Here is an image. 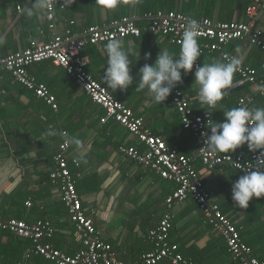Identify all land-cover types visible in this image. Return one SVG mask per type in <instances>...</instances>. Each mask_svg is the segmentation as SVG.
I'll list each match as a JSON object with an SVG mask.
<instances>
[{
  "label": "crops",
  "instance_id": "crops-1",
  "mask_svg": "<svg viewBox=\"0 0 264 264\" xmlns=\"http://www.w3.org/2000/svg\"><path fill=\"white\" fill-rule=\"evenodd\" d=\"M32 2L34 0H0V59L30 47L33 42H48L52 38L47 29L48 9L42 15L27 16L25 8ZM249 4V0H122L116 9L101 10L98 0H57L56 33L63 35L73 21L75 34L83 37L90 26L112 27L124 17L134 18L144 29L151 15L158 11H175L189 18H210L215 22L252 21L264 32V6L252 20L247 15ZM61 5H65V10L60 9ZM18 7H22L21 12ZM123 41L132 54L134 82L127 91H114L105 83V45L89 44L83 50V55L89 59L88 71L115 99L141 117L152 134L194 158V166L213 201L237 225L243 241L252 246L256 257L264 259V198H254L247 209L237 207L232 200V185L243 174L229 167L205 168L197 156L194 136L183 129L172 101L168 98L164 104H158L147 89L137 91L144 64H154L160 51L165 49L178 57L181 45L147 30H143L139 38ZM203 42L199 40V44ZM224 50L240 59L242 66L257 69L260 79L264 80V51L249 39L233 41ZM147 53H151L150 60L145 59ZM199 60L201 64L228 62L218 52L205 54ZM194 71L183 75V83L176 88L191 95L195 110L203 113L207 107L199 100ZM29 72L50 89L58 109L54 110L33 92L15 83L7 72L1 73L0 213L5 219L49 220L56 229L54 246L68 256L79 251L76 227L61 199L59 187L49 178L55 170L54 157L63 140L59 133L66 131L82 141L79 148L71 146L69 157L80 163L78 168L72 166V171L87 215L93 219L103 240L113 246L119 260L138 262L153 248L148 234L167 211L166 199L176 189V183L162 179L151 169L121 154L119 147L122 145L143 151L144 144L113 120L102 124L104 109L95 104L64 69L46 61L30 67ZM241 97L249 99L247 106L250 108L264 107V86L242 83L236 73L233 87L225 92L219 108L212 114L213 121L222 122L223 111L236 107ZM50 127L58 134L47 135ZM229 154L248 156L250 151L245 145ZM171 213L174 227L170 240L179 245L180 252L191 259L192 264H239L227 252L225 240L205 222L194 201L176 205ZM11 236L0 230V262L25 260L27 250L17 249ZM30 261L53 264L41 257H33Z\"/></svg>",
  "mask_w": 264,
  "mask_h": 264
},
{
  "label": "built area",
  "instance_id": "built-area-1",
  "mask_svg": "<svg viewBox=\"0 0 264 264\" xmlns=\"http://www.w3.org/2000/svg\"><path fill=\"white\" fill-rule=\"evenodd\" d=\"M247 15L254 20L260 9L261 0H249ZM48 9L47 29L52 33L48 42H33L30 47L12 53L0 59V75L10 74L15 83L20 84L34 95L44 100L54 110L58 109L56 97L50 89L39 83L29 72V68L42 62L51 61L54 65L65 70L75 83L97 105L101 106L105 115L102 124L113 120L126 128L133 136L144 144V150L122 145L119 151L132 162L147 167L162 179L176 183L177 187L166 199L167 211L159 224L152 229L148 238L152 250L144 254L136 263H127L118 259L113 246L101 237L92 218L83 207L82 199L77 190V179L72 166L78 168L77 159L69 157L72 144L65 145L64 139L55 154V170L49 178L59 187L61 199L67 209L70 220L76 227L77 240L80 249L74 256H68L53 244L56 229L49 220L27 222L19 219H5L0 213V230L11 233L19 238L28 240L32 247L26 251L25 260L14 263L0 264H36L30 260L41 257L53 264H160L168 261L170 264H192V260L180 252L178 244L172 243L170 233L174 227L173 207L192 200L196 203L205 222L226 242L227 250L234 261L239 264H264L254 254L251 246L246 244L237 225L222 211L219 204L213 201L204 185L203 178L194 166V158L182 154L177 148L170 146L162 137L152 134L145 126L144 120L123 102L115 99L109 89L101 84L89 71V59L82 54L89 45H106L111 39L139 38L143 30L154 35L167 37L172 43L181 45L182 33L190 19L175 11H158L151 15L150 23L143 29L132 17H124L115 22L112 27L90 26L85 35L80 37L73 29L74 22L69 23L63 35L56 33L57 0H50ZM65 5L60 9L65 10ZM19 12L22 7H18ZM193 19V18H191ZM201 25L198 40L201 56L218 52L228 61L232 58L225 52V47L233 41H249L264 51V32L257 28L252 21L249 23L215 22L210 18L195 19ZM45 34V31L41 32ZM200 63V60L198 61ZM264 70V63L262 64ZM240 82L255 85L264 80L259 77L258 70L248 66H240L237 72ZM2 91L0 88V97ZM169 99L174 104L180 117L182 127L190 131L195 140L197 156L205 168L209 170L229 167L243 175L255 167L259 153L248 156L242 154H222L211 152L202 133L208 131L207 124L213 117L206 112L198 113L193 104V98L181 89H173ZM249 99L241 97L236 107L247 106ZM68 135L66 131H63ZM231 156V157H230ZM31 206V203L28 202Z\"/></svg>",
  "mask_w": 264,
  "mask_h": 264
},
{
  "label": "clouds",
  "instance_id": "clouds-1",
  "mask_svg": "<svg viewBox=\"0 0 264 264\" xmlns=\"http://www.w3.org/2000/svg\"><path fill=\"white\" fill-rule=\"evenodd\" d=\"M101 10L116 9L122 0H98ZM50 0H34L25 8L28 17L39 16L51 7ZM201 25L195 19H189L182 33L181 48L178 57L168 50H161L154 64H144L140 69L137 91L147 89L152 100L164 104L173 89L183 83V75L193 73L194 85L198 87L201 104L207 107L206 114L211 116L224 99L225 92L233 87L235 74L240 70L242 61L232 57L228 62L198 63L201 51L198 37ZM105 47L107 67L104 80L107 87L114 91H127L133 85L131 74L132 56L121 39L109 40ZM151 59V53L145 54ZM222 122L208 121V131L202 133L204 144L214 153H235L247 146L252 153H259L254 168L244 172L232 185V200L240 209H247L256 198H264V107L239 106L223 111ZM55 136L58 133L50 127L46 133ZM65 145L78 148L79 138L59 133ZM231 157V156H230Z\"/></svg>",
  "mask_w": 264,
  "mask_h": 264
},
{
  "label": "trees",
  "instance_id": "trees-1",
  "mask_svg": "<svg viewBox=\"0 0 264 264\" xmlns=\"http://www.w3.org/2000/svg\"><path fill=\"white\" fill-rule=\"evenodd\" d=\"M83 54V53H82ZM12 236H11V238H12V241L14 242V244L15 245H17V249H20L21 251H24L25 249L26 250H28V249H30L31 247H32V245H31V243L29 242V241H27V240H25V239H22V238H19V237H17V236H15V235H13V234H11ZM24 241L25 242H28L29 244H27V243H24ZM250 246V245H249ZM252 247V246H251ZM227 252H228V250H227ZM229 253V252H228ZM256 256V255H255ZM257 258L260 260V261H263L264 262V259L263 258H261V257H258L257 256ZM10 262H12V261H10ZM8 263V262H7ZM163 263V262H162ZM162 263H160V264H162ZM168 264H170L169 262H168Z\"/></svg>",
  "mask_w": 264,
  "mask_h": 264
},
{
  "label": "water",
  "instance_id": "water-1",
  "mask_svg": "<svg viewBox=\"0 0 264 264\" xmlns=\"http://www.w3.org/2000/svg\"><path fill=\"white\" fill-rule=\"evenodd\" d=\"M261 2H262V4H263V6H264V0H261ZM137 23V22H136Z\"/></svg>",
  "mask_w": 264,
  "mask_h": 264
}]
</instances>
